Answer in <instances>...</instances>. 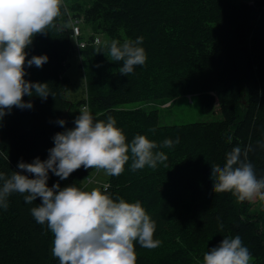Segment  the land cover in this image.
<instances>
[{
  "label": "trees",
  "instance_id": "trees-1",
  "mask_svg": "<svg viewBox=\"0 0 264 264\" xmlns=\"http://www.w3.org/2000/svg\"><path fill=\"white\" fill-rule=\"evenodd\" d=\"M71 6L68 12L63 5L61 14L80 29L78 40L86 42L76 52L84 98L67 100L65 71L74 51L73 30L55 20L26 49L27 59L47 55L48 62L42 68H25V79L49 84L53 96L43 101L25 96L33 108H13L4 117L0 173L18 170L21 159H47L53 136L74 127L73 105H87L94 119L113 116L126 143L144 135L158 145L154 151L168 157L167 167L136 171L130 159L121 175H108L100 188L113 199L139 201L155 222L153 238L160 244L145 249L134 242L136 264H202L205 252L236 235L249 249L251 264H264V217L248 201L213 193L210 180L212 164L223 166L234 146L248 145L255 150L247 158L257 178L264 177V150L257 146L264 141V0H92L87 7L78 4V12ZM83 31L91 34L84 38ZM138 37H143L139 46L146 63L123 76L118 72L122 62L111 60L109 46L113 40L122 44ZM96 38L98 44L93 43ZM181 96H197L203 113L218 106L222 119L159 126L156 108H122L136 101L171 104ZM61 119L66 121L63 128L56 123ZM177 138L179 143L171 148L160 146ZM93 170L81 167L64 181L49 173L48 186L59 182L89 191L84 179ZM8 202L6 211L0 208V264H59L51 253L53 235L47 224H37L30 212L40 201L26 204L16 193Z\"/></svg>",
  "mask_w": 264,
  "mask_h": 264
},
{
  "label": "clouds",
  "instance_id": "clouds-1",
  "mask_svg": "<svg viewBox=\"0 0 264 264\" xmlns=\"http://www.w3.org/2000/svg\"><path fill=\"white\" fill-rule=\"evenodd\" d=\"M62 8L63 0H0V124L13 108H33L31 101H24L25 96L35 95L43 101L52 95L49 84L25 79L26 66L42 68L49 59L47 55L27 59L26 49L35 36L47 34L45 29L54 26ZM142 43L143 37L122 44L111 42L108 55L112 61L122 62L119 74L128 76L135 66L146 63L145 50L139 46ZM56 123L62 128L66 125L62 119ZM116 123L111 115L97 120L84 109L74 119V127L53 136L54 147L48 149L47 159L37 157L31 163L21 159L18 170L10 175L0 173V208L6 211L9 197L16 193L23 196L26 204L39 200L30 212L37 224H47L53 235L51 253L59 264H136L134 242L145 249H155L160 244L153 238L155 222L139 201L113 199L99 189L87 191L74 184L61 187L57 182L48 186L49 173L60 181L81 167L119 176L130 159L133 171L156 169L167 161L163 152L154 151L158 145L144 135L138 134L126 143V136ZM178 143V138L165 139L160 146L171 148ZM257 146L264 150V141H257ZM254 150L252 145L234 146L226 153L223 166L211 165L213 193H230L240 202H264V177L257 178L254 165L247 158ZM252 259L236 235L223 238L205 252L202 264H250Z\"/></svg>",
  "mask_w": 264,
  "mask_h": 264
},
{
  "label": "rangeland",
  "instance_id": "rangeland-1",
  "mask_svg": "<svg viewBox=\"0 0 264 264\" xmlns=\"http://www.w3.org/2000/svg\"><path fill=\"white\" fill-rule=\"evenodd\" d=\"M92 1V0H91ZM90 1V2H91ZM237 3H252L256 0H234ZM89 0H63V5L70 12L69 7H74L73 12H78L77 5L88 6ZM75 3H78L74 6ZM88 4V5H87ZM58 23L70 29L72 26L68 21H64L62 14L56 19ZM82 30L85 25H79ZM75 27V26H74ZM79 31V29H78ZM91 34V32L83 31V37L86 38ZM80 35V33H79ZM100 38V37H99ZM101 39V38H100ZM73 49L68 57L67 69L65 71L66 77V96L67 100L72 101L73 103L80 101L84 98L83 93V78L80 71V66L78 62V57L75 51V43L72 39ZM123 109L132 110L137 108H142L145 110H151L156 108L158 111L157 124L159 126H169V125H183L191 123H201V122H215L222 119V114L218 109V106H215L213 111L210 113H203L200 108L199 99L197 96H181L173 100V102L167 103L165 105H160L158 102L150 101H136L130 102L122 105ZM82 107L73 105L71 113L76 116L82 111ZM92 178V182L88 183L87 179ZM108 175L105 174L104 170H93L87 178L84 179V184L86 188L90 191L92 189H99L106 184ZM251 204V210L254 213H259L264 217V204L263 202L257 200L248 201ZM253 261V259L250 261Z\"/></svg>",
  "mask_w": 264,
  "mask_h": 264
},
{
  "label": "built area",
  "instance_id": "built-area-1",
  "mask_svg": "<svg viewBox=\"0 0 264 264\" xmlns=\"http://www.w3.org/2000/svg\"><path fill=\"white\" fill-rule=\"evenodd\" d=\"M74 23H76V21H75ZM74 26H75V27H74ZM71 28H72V30H73V33H72V35H71V39L74 40V43H75V51H76V52H79L82 48H84V47L86 46V42H84V41H79V40H78L79 33H81V32H80V29L77 27V25H73ZM78 29H79V31H78ZM93 43H94V44H98V43H99V39H98V38L94 39ZM82 109H83V110H84V109H87V110H88V106H87V105H84V106H82ZM95 170H96V169H95ZM96 171H98V170H96ZM87 177H88V176H87ZM87 177H86V178H87ZM87 182H88V183L92 182V178H88V179H87ZM104 186H105V185H104Z\"/></svg>",
  "mask_w": 264,
  "mask_h": 264
}]
</instances>
